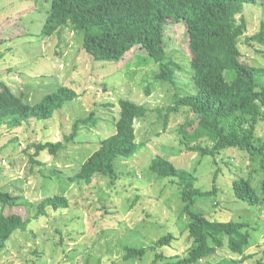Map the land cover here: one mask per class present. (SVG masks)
Returning a JSON list of instances; mask_svg holds the SVG:
<instances>
[{
	"label": "rangeland",
	"instance_id": "rangeland-1",
	"mask_svg": "<svg viewBox=\"0 0 264 264\" xmlns=\"http://www.w3.org/2000/svg\"><path fill=\"white\" fill-rule=\"evenodd\" d=\"M49 7L50 0H0V38L4 40L0 47V79L7 83L17 81L23 85V90L32 84L31 101L39 96L37 87L40 84L43 94L63 85L85 94L50 121L24 126L10 134L6 130L0 131V188L35 205L52 193L66 196L70 207L62 211L50 208L47 216L33 219L27 231L15 233L4 253L3 264H27L28 261L30 264H155L154 252H149L142 260L126 261L124 245L146 248L168 233L182 236L174 244L186 255L183 231L188 218L182 214L179 181L172 178L157 180L149 167L152 158L157 156L196 175L197 187L204 190L212 186L220 166L218 195L199 199L196 208L210 219L249 223L253 228L249 229L252 246L247 252L255 257L245 264L264 262V206L252 207L236 199L231 187L236 177L249 175L250 163L245 155L236 149L224 150L216 158L220 163L217 166L218 162L211 156L202 158L182 147L177 128L188 118L196 119L188 109L172 115L166 129L163 128L165 113L159 116L158 109L173 104L179 87L155 80L158 67L145 60L148 55L140 47L118 64H97L81 49L80 36L69 32L64 35L68 43L64 56H56L57 38L39 43L36 37L29 35L39 32ZM243 17L248 23L247 34L258 32L264 24V0L246 6ZM165 34L168 57L182 65L181 81L190 84L185 90H193L187 73L191 54L186 28L169 26ZM240 48L244 63L264 67V49L260 50L259 46L248 48L244 43ZM8 84L15 88L14 84ZM186 91L180 95L184 96ZM121 99H130L149 109L148 116L138 120L135 127L138 140L148 143L147 147L131 160L116 162L118 170L126 171V177L121 180L113 182L109 177L97 174L90 186L72 183L69 177L74 176L82 163L99 149V141L115 132ZM92 114L95 127L82 128L76 143L62 151L57 160L53 161L43 153L38 158L42 166L31 164L25 153L26 139L31 143L58 142L63 133L70 132L77 119H86ZM257 135L264 140V122L257 127ZM14 136L19 137L18 142H10ZM225 162L231 165L227 166ZM41 171L48 176L52 171H61L63 175L53 178L54 185L51 180L42 185ZM164 185H169L167 190ZM2 210L6 214L25 212L24 208H3L0 204ZM35 214L33 210L31 215ZM164 252L167 258L175 254L171 249ZM225 252L220 253L221 256H225Z\"/></svg>",
	"mask_w": 264,
	"mask_h": 264
},
{
	"label": "trees",
	"instance_id": "trees-1",
	"mask_svg": "<svg viewBox=\"0 0 264 264\" xmlns=\"http://www.w3.org/2000/svg\"><path fill=\"white\" fill-rule=\"evenodd\" d=\"M260 1L50 0L44 24L37 34L29 35L36 37L39 43L57 38L55 54L63 57L68 47L64 35L77 33L84 53L95 63L103 65L118 64L128 53L140 47L148 55L145 60L158 67L155 80L179 87L173 104L158 109L159 116L165 113L163 128L166 129L172 115L188 109L196 119L188 118L177 128L181 146L202 158L211 156L215 162L224 150L240 151L250 163V172L248 176L236 177L232 181L234 196L252 207H263L264 140L258 137L257 127L264 122V67L244 63L240 48L244 43L248 48L259 46L260 50L264 49V24L258 32L249 35L248 23L243 17L246 6L257 5ZM174 25L186 28L191 54L187 73L193 84V90L189 88L188 92L185 89L190 84L181 81L182 65L171 60L166 51L168 38L165 31ZM3 43L0 38V47ZM8 83L14 84L15 88ZM8 83L0 79V131L6 130L9 134L24 126L54 119L85 94L68 85L43 94L40 84L37 87L39 96L31 101L29 90L32 84L23 90V85L17 81L9 80ZM184 91L187 94L180 95ZM119 108L115 132L99 141V149L82 163L74 176L69 177L72 183L90 186L97 174L109 177L113 182L121 180L126 177V171L118 170L116 162L131 160L147 147L148 143L138 140L135 127L138 120L148 116L149 109L130 99H121ZM84 127H95L94 114L77 119L70 132L63 133L58 142L31 143L26 139L25 153L31 164L42 166L38 158L43 153L53 161L57 160L62 151L76 143ZM18 141L19 137L14 136L10 142ZM152 159L149 167L158 181L167 178L179 181L182 214L188 218L183 231L187 253L185 255L174 244L182 236L168 233L146 248L124 245L126 261L142 260L149 252L155 253V264L165 260V264H245L255 257L247 252L252 246L249 229L253 228L249 223L210 219L196 208L199 199L218 195L217 179L222 172L219 162V172L215 174L212 186L204 190L197 187L198 179L193 173L177 168L161 156ZM51 174L48 176L41 171L42 185L50 180L53 184V178H62L63 172L52 171ZM163 187L167 190L169 185ZM23 201L20 196L0 188L3 208L25 209L23 214L0 211V264L5 260L4 253L15 233L27 231L33 219L47 216L50 208L62 211L70 207L69 198L53 193L37 205ZM33 210L36 211L34 216L31 215ZM165 249H171L175 254L167 258ZM224 250L225 256H221ZM262 254L264 256V250ZM257 263L264 264L263 261Z\"/></svg>",
	"mask_w": 264,
	"mask_h": 264
}]
</instances>
